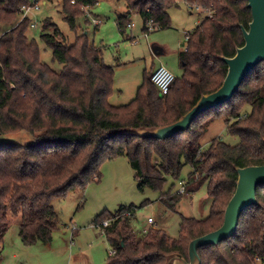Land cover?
Listing matches in <instances>:
<instances>
[{
    "label": "trees",
    "instance_id": "obj_1",
    "mask_svg": "<svg viewBox=\"0 0 264 264\" xmlns=\"http://www.w3.org/2000/svg\"><path fill=\"white\" fill-rule=\"evenodd\" d=\"M100 1L63 0L64 18L74 32L84 9ZM124 1L126 10L117 20L122 33L133 11L141 16L146 32L170 27L169 9L180 2L201 5L212 15L200 12L203 19L189 31L186 48L179 52L182 72L167 94L152 82V68L134 99L113 105L109 99L115 67L105 63L101 47L84 34L67 43L56 25L44 20L43 28L52 30L43 32L41 39L64 65L57 71L41 61L36 40L27 36L31 23L28 16L22 17L23 6L33 0H0V136L28 132L34 138L31 144L0 142V240L10 214L21 218L19 236L25 245L50 244L61 226L53 200L100 181L103 162L126 156L138 187L160 191L159 200L168 209L176 211L180 199L201 181H207L212 201L204 219L182 215L176 238L155 225L138 236L131 224L134 205L100 213L94 226L102 229L115 251L107 264H167L173 254L188 259L190 241L222 225L237 185L236 167L264 164V62L243 78L229 101L201 113L187 131L165 139L121 133L171 124L203 94L221 86L228 70L221 56L232 57L244 44L242 26L248 28L252 20L248 1ZM218 118L239 142L230 145L215 137L203 147L204 134ZM186 166L188 178L179 181L184 190H174ZM169 178L173 182L165 190ZM256 196L257 203L243 211L232 236L217 246L198 248L201 264L264 260V184L258 185ZM107 219L110 223L102 226Z\"/></svg>",
    "mask_w": 264,
    "mask_h": 264
},
{
    "label": "rangeland",
    "instance_id": "obj_2",
    "mask_svg": "<svg viewBox=\"0 0 264 264\" xmlns=\"http://www.w3.org/2000/svg\"><path fill=\"white\" fill-rule=\"evenodd\" d=\"M63 0H40L39 8L28 12L31 25L29 39L36 40L41 61L60 71L63 64L53 57V50L41 39L44 20L49 19L62 32L67 43H73L77 35H86L96 46L103 49L104 61L115 67L114 88L110 96L113 105H122L136 97L145 74L152 68L166 66L176 76L182 72L179 52L186 48L185 34L192 31L203 19L204 12L191 10L185 2L171 7V26L151 31L143 30V21L137 11L129 20L132 27L122 33L118 18L126 10L124 0H102L84 9V15L77 19L74 32L64 18ZM90 15L100 19L96 27ZM220 137L224 142L235 145L237 135L230 134L223 118L212 121L201 142L207 147L211 140ZM1 143L31 144L33 136L28 132L10 133L0 136ZM190 167H184L175 189L188 178ZM100 181L91 182L85 189L76 188L63 199H54L53 205L59 212L61 226L53 234L50 244L25 245L19 236L20 217L8 214L9 225L0 240V264H107L110 244L102 229L94 226L97 215L104 211L114 213L121 206L134 205L131 224L136 234L142 236L145 228L153 225L164 229L171 237L180 233L181 217L204 219L209 215L211 197L207 194V181H201L196 188L187 192L178 202L176 211L168 209L160 200V191L150 187L140 189L135 179V170L126 156H118L103 162ZM169 178L165 186L172 183ZM198 183V182H197ZM155 223L150 224L148 218ZM264 264V260L258 261Z\"/></svg>",
    "mask_w": 264,
    "mask_h": 264
},
{
    "label": "water",
    "instance_id": "obj_3",
    "mask_svg": "<svg viewBox=\"0 0 264 264\" xmlns=\"http://www.w3.org/2000/svg\"><path fill=\"white\" fill-rule=\"evenodd\" d=\"M247 1V6L252 11V20L248 28L242 26L244 44L236 49L232 57L221 56L228 67L221 86L213 92L203 94L187 113L171 124L150 129H127L121 133L136 134L143 138H169L181 131H187L204 111L218 107L232 98L243 78L253 67L264 62V0ZM236 171L238 173L236 189L225 208L222 225L192 239L188 246V259L181 254H173L167 264H201L199 247L217 246L236 232L243 211L257 203L256 189L258 185L264 184V164L236 167Z\"/></svg>",
    "mask_w": 264,
    "mask_h": 264
},
{
    "label": "built area",
    "instance_id": "obj_4",
    "mask_svg": "<svg viewBox=\"0 0 264 264\" xmlns=\"http://www.w3.org/2000/svg\"><path fill=\"white\" fill-rule=\"evenodd\" d=\"M39 3H40V0H33L31 5L23 6V15H22V17L28 16V12H29V10L31 8L38 9L39 8ZM185 3L193 11H200V12L202 11V12L207 13L208 15H212V11L211 10L204 9L201 5L192 4V3H188V2H185ZM90 17L92 19V23L95 26L101 24L102 21L100 19H96V18L92 17L91 15H90ZM31 26L34 27L35 24H31ZM128 26L132 27L133 24L130 23ZM148 26L151 29V23L150 22H148ZM185 38L186 39L189 38V32L186 33V37ZM175 78H176V75L164 65L158 66L153 71L152 76H151L152 82L157 86V88L159 89L161 94H167L169 92V90L171 88V85L173 84ZM183 190H184V188L182 187L181 191H183ZM110 221H111L110 219L105 220L102 223L103 224L102 226H107L110 223ZM148 222L150 224H153V223H155V219L153 217H149L148 218ZM147 231H148V228H145L144 229V233H146ZM109 254L110 255H114L115 251L113 249H110V253Z\"/></svg>",
    "mask_w": 264,
    "mask_h": 264
},
{
    "label": "crops",
    "instance_id": "obj_5",
    "mask_svg": "<svg viewBox=\"0 0 264 264\" xmlns=\"http://www.w3.org/2000/svg\"><path fill=\"white\" fill-rule=\"evenodd\" d=\"M99 25H100V24H99ZM99 25H98V26H99ZM98 26H97V27H98ZM156 68H157V67H156Z\"/></svg>",
    "mask_w": 264,
    "mask_h": 264
}]
</instances>
